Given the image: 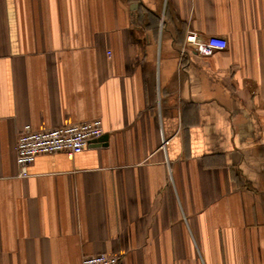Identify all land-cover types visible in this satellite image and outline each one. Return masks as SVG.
<instances>
[{
  "label": "crops",
  "instance_id": "0c3cea01",
  "mask_svg": "<svg viewBox=\"0 0 264 264\" xmlns=\"http://www.w3.org/2000/svg\"><path fill=\"white\" fill-rule=\"evenodd\" d=\"M94 119L20 174L23 126ZM102 252L264 264V0H0V264Z\"/></svg>",
  "mask_w": 264,
  "mask_h": 264
},
{
  "label": "built area",
  "instance_id": "2783aa9c",
  "mask_svg": "<svg viewBox=\"0 0 264 264\" xmlns=\"http://www.w3.org/2000/svg\"><path fill=\"white\" fill-rule=\"evenodd\" d=\"M186 40L200 55H210L215 50L227 46V40L222 36L211 35L202 39L194 30L188 32ZM103 131L101 119L48 129H34L30 124H26L17 134L16 160L20 174L27 175L28 165L40 154L64 151L72 157L81 152L91 141L99 138ZM80 264H122V258L118 253L102 252L84 256Z\"/></svg>",
  "mask_w": 264,
  "mask_h": 264
},
{
  "label": "water",
  "instance_id": "95a60500",
  "mask_svg": "<svg viewBox=\"0 0 264 264\" xmlns=\"http://www.w3.org/2000/svg\"><path fill=\"white\" fill-rule=\"evenodd\" d=\"M105 137H107V136L106 135H102V136L99 137V140H102L103 138L105 139Z\"/></svg>",
  "mask_w": 264,
  "mask_h": 264
}]
</instances>
